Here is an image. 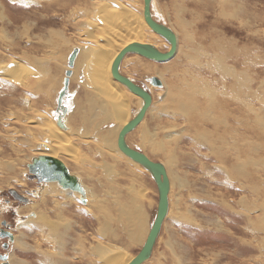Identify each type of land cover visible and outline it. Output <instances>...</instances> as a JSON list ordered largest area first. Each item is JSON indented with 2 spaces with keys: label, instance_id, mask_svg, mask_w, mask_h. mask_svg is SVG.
Masks as SVG:
<instances>
[{
  "label": "rangeland",
  "instance_id": "obj_1",
  "mask_svg": "<svg viewBox=\"0 0 264 264\" xmlns=\"http://www.w3.org/2000/svg\"><path fill=\"white\" fill-rule=\"evenodd\" d=\"M49 1L0 0V11L5 10L6 14L5 20H0V34L6 33L10 38H5L8 43L0 41V227L5 228L4 223H7L14 236L13 241L0 238V254L7 255L8 264H48L49 261L53 264H115L124 256L134 257L143 246L156 214L159 194L151 173L141 164H132L134 162L124 153L122 156L117 152L121 123L104 121L97 129L92 126L91 130L84 122L85 107L90 105L86 95L91 92L94 100L96 95L100 98L99 92L102 93L103 79L100 80L96 73L99 47L105 46L111 56L113 53L108 37L89 36L100 33L88 21H100V14L117 11L113 19L109 13L107 16L111 18L109 21L116 22L111 26L119 28L124 25V16L127 18L134 13L141 18L145 2L56 0L50 6ZM232 1L152 0L153 18L175 32L178 49L184 51L181 56L185 57L177 58V49L176 54L165 62L134 53L126 55L122 61L123 74L148 89L153 96V106L146 112L144 121L127 135V142L152 160L163 163L171 186L167 217L152 257L144 264H264V219L259 223V218H264V0ZM65 3L67 6H62ZM178 20L189 23L182 27L184 32L174 25L179 24ZM56 28L60 38L53 36L47 41L49 30ZM157 34L167 42L166 46L158 48L168 51L171 42ZM200 43L206 48L194 49ZM217 43L229 49L226 64L234 71L224 74V79L219 72H213L210 64L212 55L208 50L214 47L215 51ZM90 46L97 49V53L94 51L93 56L86 59L89 62L84 59L85 66L82 57H86L81 54ZM75 48L79 53L71 68L68 57ZM172 63L176 75H165L173 84L177 83L173 87L165 84L166 81L157 74L160 71L150 72L148 68L162 69ZM69 68L73 75L69 77V95L63 99L69 107L65 117L67 128L63 129L57 123L56 108ZM102 69L107 75L109 67L105 64ZM45 75L48 81L38 83ZM235 75L245 77L246 85L241 86L246 87L244 94L236 92L240 86H235ZM151 77H158L162 86L152 85ZM200 81L211 86L207 92H212L210 102L216 107L208 105L207 92L203 95L193 90L202 84ZM35 82L40 92L32 91L31 87L37 85ZM124 87L130 94L127 93L129 98H126L129 108L125 106V110L131 119L143 100L125 84ZM182 94L187 100H182ZM97 102L99 105L102 100ZM185 102L190 106L193 102L196 110L186 107L184 113ZM240 102L249 107L251 116L244 112L247 110L243 105L242 111L239 110ZM30 104L33 108L28 107ZM122 106L115 104V108L124 114ZM75 110L80 114L76 115ZM44 119L51 120L56 130L65 132V136L73 140V147L78 149L77 156L82 161L79 166L73 163L76 159L71 157L72 153L69 157L64 152L56 156L84 181L87 203L80 200V195L79 198L73 195L67 201V193L55 195L50 192L49 184H40L30 178L27 164L33 157L48 152L49 141L41 132L48 126L43 125ZM191 121L196 124L192 126ZM114 128H117L116 135L111 147L107 148L100 133ZM158 139L166 146V157L160 155L162 150L159 152V148H155ZM108 152L115 155L121 163L119 166L116 162L117 166L111 164L114 160ZM241 156L252 163L247 164L246 169L252 176L234 181L231 177L233 166ZM259 163L263 166L256 171ZM125 172L134 173L133 182L127 180ZM255 181L259 185H254ZM251 186L263 189L262 194L261 190L255 194ZM12 190L29 201L17 200L11 195ZM131 198L134 200L130 204ZM127 201L130 208L143 207L140 218L130 221L135 222L133 224L127 222L129 212L123 213L119 207L121 203L128 208ZM33 212L36 216L28 217ZM60 212L63 219H60ZM44 219L51 220L52 228L41 226L40 221L44 222ZM57 222H60L58 230L63 229L58 237L53 229ZM140 223L143 225L139 226ZM134 227L142 228L141 237L132 235ZM100 228L104 229L103 233ZM3 242L8 243L7 248ZM3 262L0 260V264Z\"/></svg>",
  "mask_w": 264,
  "mask_h": 264
},
{
  "label": "bare ground",
  "instance_id": "obj_2",
  "mask_svg": "<svg viewBox=\"0 0 264 264\" xmlns=\"http://www.w3.org/2000/svg\"><path fill=\"white\" fill-rule=\"evenodd\" d=\"M36 1V0H35ZM55 1L56 0H51V1H49V3L48 4H50V6H52V5H54V3H55ZM232 1V0H231ZM233 2V1H232ZM231 3V2H230ZM67 4L68 3H65V4H63L62 6H64V5H66L67 6ZM215 5V4H214ZM213 5V6H214ZM49 6V7H50ZM235 7V6H234ZM237 8V7H236ZM76 10H80L79 8H76ZM121 10V9H120ZM173 10V9H172ZM180 10V9H179ZM178 10V13L179 14H181L182 12H180ZM5 10H3L2 12L0 11V20H1V22H3L4 20H5V15L6 14H4L5 12H4ZM106 11H108L107 9H106ZM122 11H123V9H122ZM125 11H127V10H125ZM168 11H170V10H168ZM167 11V12H168ZM184 11V10H183ZM116 12L117 11H109L108 13L110 14V17L113 19V17L115 16V14H116ZM119 13H120V11H118ZM166 12V13H167ZM102 13V12H101ZM108 13H103L102 15L100 14V18H99V20L100 21H95V20H93V19H90L88 22L89 23H91V25L94 27V29L96 28V29H98V32L100 33V34H98V35H96V34H91V35H89V36H91V37H97V38H101V37H108L107 38V41L109 42V44L108 45H110L111 46V48H112V51H113V53H112V56H111V53H110V51H106L107 49H106V47L105 46H101V47H99V55H98V64L96 65L97 66V76L100 78V80L101 79H103V82H102V88L100 89L101 91H102V93L101 92H99L100 94H101V96L99 95V97L100 98H97L98 96L96 95V98L93 100V98H92V95H91V92H89L88 93V95H86L88 98L86 99L87 101H88V103H90V105L88 106V107H85L86 108V110H85V114H83V118H84V122L86 123V125H87V127H89V128H91L92 126H93V128L94 129H97L98 127H99V125H100V123L101 122H104V121H107V122H109V123H111L110 121H115V122H118V124H120L121 123V125H122V127H121V129L123 128V126H125L128 122H129V118L130 117H128V112L125 110V106H126V109H127V107L129 108V102L128 101H126V98L128 97L127 96V93L129 94V92L127 91V90H125V87H124V84L123 83H121L120 81H118V80H116L115 79V77L113 76V74H112V66H113V63H114V61H115V59L117 58V56L122 52V50H124L128 45H130V44H132V43H135V42H139V43H143V44H152V45H154V46H156L157 48L159 47V48H161V46H166L167 45V42L161 37V36H159L156 32H155V30H153L152 29V27L147 23V21H146V19H145V14L140 18H137L136 17V15H133L134 13H133V11L131 12V13H133V14H130L127 18L124 16V18H125V21H123L124 22V25L123 26H121V24H120V26L121 27H119V28H114V27H112L111 25L113 24V22H114V20L113 21H109V19L111 20V18H109L108 16H107V14ZM125 13V12H124ZM151 13H152V11H151ZM171 13V12H170ZM125 14H129V13H125ZM124 14V15H125ZM137 14V13H136ZM169 13H167V15H168ZM176 14V13H175ZM17 15V14H16ZM19 15V14H18ZM117 15V14H116ZM120 15V14H119ZM194 15V14H193ZM17 17V16H16ZM123 17V16H122ZM121 17V19H123ZM152 17H153V13H152ZM235 17V16H234ZM116 18H120L119 16H117ZM115 19V18H114ZM154 19V18H153ZM182 19H183V17H182ZM108 20V21H107ZM116 20V19H115ZM176 20V19H175ZM243 20V19H242ZM185 21H187V20H185ZM17 22V21H16ZM158 22V21H157ZM178 22H179V20H178ZM114 23H116V22H114ZM160 23V22H159ZM182 23V24H181ZM181 23L179 22V24L177 23V24H174L175 26H180L181 28V30L183 31L184 30V28H182V27H186V25H188L189 23H187V22H182V20H181ZM246 23H247V21H246ZM250 23V22H249ZM162 24V23H161ZM162 25H164V24H162ZM54 26V25H53ZM118 25H116V27H117ZM95 29V30H96ZM184 32V31H183ZM60 33V31L56 28V29H51V31L49 30V36H50V38H46L47 39V41L49 40V39H52L53 38V36H55V37H58V34ZM175 33V32H174ZM89 34V33H88ZM160 34V33H159ZM186 35H188V33H185ZM42 35V34H41ZM40 35V36H41ZM162 35V34H161ZM176 35V34H175ZM39 36V37H40ZM48 36V35H47ZM162 36H164V35H162ZM44 37V36H43ZM165 37V36H164ZM176 37H177V35H176ZM5 38H8V35L5 33V35L3 36L2 34H0V41L1 42H5V43H8L7 41H6V39ZM58 38H60V37H58ZM188 38H189V35H188ZM9 40H10V38H8ZM41 39V38H40ZM104 39H106V38H104ZM106 42V41H105ZM221 42V41H220ZM4 43V44H5ZM219 43V42H218ZM216 44V47H215V51H213L214 50V47H212V51L211 50H208L209 51V53H210V55H212V57H211V63L210 64H212L211 65V67H212V70H213V72H219L220 73V75L223 77V79H224V74L225 75H227L228 73H230L231 74V72L233 71V69L231 68V67H229L226 63V58L228 57H226V55H227V51L229 50V49H227V48H224V47H222L221 45H219V44ZM211 44V43H210ZM214 46V45H213ZM225 46V45H224ZM228 46V45H227ZM178 47H179V45H178V38H177V49H178ZM158 48V49H159ZM203 48H206L205 46H202V44L200 43L199 45H198V47H194V49H203ZM79 50V49H78ZM97 49H95L94 47H92V46H90V48L89 49H87L85 52H82V54H81V57H82V55L83 56H85L86 58H84V57H82V59L84 60H86L89 56L90 57H92L93 56V53H94V51L97 53V51H96ZM160 50V49H159ZM81 52V51H80ZM182 52H184V51H181L180 50V48L178 49V55H177V58H179L180 56H181V54H182ZM78 53H79V51H78ZM201 54H203L202 52H200ZM204 53H206V52H204ZM71 55V54H70ZM78 55V54H77ZM189 55V54H188ZM182 56H184V55H182ZM181 56V57H182ZM25 57H26V55H25ZM28 57V56H27ZM70 57V56H69ZM68 57V58H69ZM185 57V56H184ZM188 57V56H187ZM76 59H77V57H76ZM75 59V60H76ZM180 59V58H179ZM178 59V60H179ZM190 59V58H189ZM83 60L82 61H80L79 62V64H81L82 65V62H83ZM85 60H84V64L83 65H85L86 66V63H85ZM191 60V59H190ZM86 61H88V60H86ZM90 61V60H89ZM88 61V62H89ZM97 61V60H96ZM68 62H69V59H68ZM11 63H14V62H11ZM18 64V63H17ZM96 63H94V65H95ZM107 65L108 67H109V72H108V74L105 76L104 75V72H103V69H102V66L103 65ZM136 64V63H135ZM174 64H175V61H174ZM204 65V64H203ZM2 66V65H1ZM74 66V65H73ZM85 66H84V68H85ZM134 66H136V65H134ZM210 67V66H209ZM210 67V68H211ZM72 68V67H71ZM78 68V67H77ZM87 68V67H86ZM132 68H133V66H132ZM149 68V71L150 72H155V73H157V71H160V73H157L158 75H160V76H162L161 78L164 80V81H166L165 82V84H168L169 83V85L171 86V87H173L174 85H176L177 83H175V84H173L171 81H170V79L169 78H167V76L165 75V74H167V73H171L172 75L174 74V75H176V73H175V71L173 70L174 68H173V63L171 64V65H165L162 69H159V68H156V67H153V66H150V67H148ZM209 68V69H210ZM91 69V68H90ZM94 69V68H93ZM102 69V70H101ZM13 70V69H12ZM132 70H134V69H132ZM146 71V70H145ZM14 72V71H13ZM29 72V71H28ZM31 72V71H30ZM29 72V73H30ZM106 72V71H105ZM134 72H136V71H134ZM177 72V71H176ZM178 72H179V70H178ZM199 72V71H198ZM234 72V71H233ZM25 73V72H24ZM9 74H11V76L14 78V79H17L16 78V75L15 74H12L11 72L9 73ZM8 74V75H9ZM30 74H32V73H30ZM94 74V73H93ZM198 74V73H197ZM200 74V73H199ZM204 74V73H203ZM73 75V74H72ZM112 75V76H111ZM217 75V74H216ZM233 75H234V73H233ZM7 76V75H6ZM46 77L45 78H42V79H40L41 81H39L38 80V83H42V80H46V81H48V78H47V75H45ZM171 76V75H170ZM220 76V77H221ZM93 77H94V75H93ZM108 77V78H107ZM173 77V76H172ZM218 77V76H217ZM235 77L236 78H234V82H235V86L237 87V85L238 86H240L239 88H236V92H240V93H243V90H245L244 88H246V87H241V86H243V85H246V81H244L243 79L245 78L244 76V78L243 77H239V75H235ZM195 78V77H194ZM197 78H198V76H197ZM197 78H195V80L197 79ZM208 78V77H207ZM216 78V77H215ZM202 79V78H201ZM201 79H199V80H201ZM97 80L98 79H96V82H97ZM194 80V81H195ZM198 80V79H197ZM210 80V79H209ZM217 80V79H216ZM216 80H215V82H216ZM83 81V80H82ZM89 81V80H88ZM176 81V80H175ZM180 81V80H179ZM221 81H222V79H221ZM248 81V80H247ZM85 82V81H84ZM196 82V81H195ZM195 82H193V84H195ZM201 82V81H200ZM203 83H205V81H202ZM201 82V83H202ZM223 82H224V80H223ZM35 83H37V82H35ZM38 83H37V85H35V86H33V87H31L32 88V91H34V89L36 90V91H38V92H40L41 91V89H39L38 90ZM91 83H93V81H91ZM192 83V82H191ZM190 83V84H191ZM198 84V86H196V87H194L195 89H193V90H195V91H198V93L200 92L201 94H205L206 92H207V90H209V88H211V86H208V83L207 84ZM55 84V83H54ZM183 84H185V83H183ZM189 84V85H190ZM51 85V84H50ZM53 85V84H52ZM83 85V84H82ZM210 85V84H209ZM214 85V84H213ZM225 85V84H224ZM227 85V84H226ZM229 85V84H228ZM223 86V85H222ZM100 87V86H99ZM124 87V88H123ZM191 87V86H190ZM198 87V88H197ZM206 87H208V89H205ZM233 87V86H232ZM93 88V87H92ZM97 88V87H96ZM122 90H121V89ZM178 88H179V86H178ZM178 88H177V90H178ZM226 88V87H225ZM90 89V88H89ZM63 90V88L60 90V92ZM174 90H176V88L174 89ZM234 90V89H233ZM235 91V90H234ZM60 92H59V95H60ZM229 92V91H228ZM85 93V92H84ZM208 93V95L210 96V98H209V96H207V98H209V99H207L206 98V100H209L208 102H210V99H211V97H213L212 95H211V93L212 92H207ZM244 94V93H243ZM68 95H69V89H68ZM68 95H66L65 97H67ZM84 95V94H83ZM130 95V94H129ZM183 95V94H182ZM214 95V94H213ZM241 96V95H240ZM258 96V95H257ZM64 97V98H65ZM172 97V96H171ZM171 97H169V98H171ZM179 97H181V96H179ZM183 98H182V100L184 101V100H187V99H184L185 98V95H183L182 96ZM192 97V96H191ZM204 97H206V96H204ZM233 97V96H232ZM239 97V96H238ZM242 97H244V96H242ZM59 98V97H58ZM129 98V97H128ZM137 98V97H136ZM140 98V97H139ZM174 98H175V95H174ZM178 98V97H177ZM98 99H101L102 100V102H100V104L98 105V103L99 102H97V100ZM258 99H259V96H258ZM52 101V100H51ZM181 101V100H180ZM199 102V101H198ZM224 102V101H223ZM66 103V102H65ZM65 103H63V100H62V105H64V106H66L67 108H68V110H69V107H68V105H67V103L65 104ZM118 103H120V104H123V110H124V114H123V112L120 110V109H118V108H115V104L117 105ZM235 103H237V102H235ZM242 103V104H241ZM57 104H58V101H57ZM142 104V103H141ZM181 105V104H180ZM208 105H210V106H215V105H212V103L210 102ZM238 105V104H237ZM240 108H239V110L240 111H242V105L244 106V108L247 110V111H244V112H248V111H250L249 110V107L248 108H246V106L243 104V102H240ZM32 106V104H30L28 107L29 108H33V107H31ZM35 106V105H34ZM153 106V104L151 105V106H149L148 107V109H147V111L146 112H149V110H150V108ZM183 106V105H182ZM247 106H248V104H247ZM253 106V105H252ZM58 107V106H57ZM112 107H114V109H112ZM131 107V106H130ZM140 107V106H139ZM186 107H190L189 108V110H196L195 108H196V106H193V102H192V106H190V105H187V102H185L184 103V110H185V112L184 113H186L187 112V108ZM195 107V108H194ZM205 107V106H204ZM216 107V106H215ZM36 108V107H35ZM116 109H118V110H116ZM140 109V108H139ZM138 109V110H139ZM182 109V108H181ZM217 109V108H216ZM34 110H36V109H34ZM68 110H67V112H68ZM163 110V109H162ZM188 110V111H189ZM56 111H57V108H56ZM76 111V110H75ZM183 111V110H182ZM253 111V110H252ZM161 112V111H160ZM257 113V112H256ZM40 114V113H39ZM67 114V113H66ZM66 114L63 116V120H62V123H64L65 124V126L67 127V125H66V120H65V117H66ZM76 115L77 114H80L79 113V111H76V113H75ZM147 114V113H146ZM248 114H250V116H251V113L250 112H248ZM59 115H60V113H58L57 112V115H56V119H57V123H58V117H59ZM75 115V116H76ZM73 117H74V115H72ZM187 116V115H186ZM39 117H40V115H39ZM72 117V118H73ZM206 116H202V118H205ZM214 117V116H213ZM255 117H256V119L258 120V116L257 115H255ZM76 118V117H75ZM75 118H73V119H75ZM187 118H188V116H187ZM49 119V118H48ZM207 119V117L204 119V120H206ZM121 120H122V122H121ZM210 120V119H209ZM260 120V119H259ZM144 121V119L141 121V123ZM43 125L45 124H47L48 126L45 128L44 127V129L43 130H41V132H43L44 133V135H45V138H47L48 139V141H49V144L46 146V151H48V152H44L43 154H41V155H47V156H51V157H54V158H58L56 155H58L60 152H64L65 154H67L68 156L67 157H69V153H72V155H71V157L72 158H74V159H76V160H74V162L73 163H76L78 166H79V163L80 162H82L81 161V158L79 157V156H77L78 154V149L75 147H73V143L74 142H72L73 140H70L69 138H68V136H65V132L63 133H61L59 130H56L55 129V126H54V123L51 121V120H47V119H44L43 121ZM69 122V121H68ZM214 122H215V125H216V122H217V118H216V116H215V118H214ZM141 123H139V124H141ZM220 123H222L221 121H220ZM257 124H259V122H256ZM260 123H261V120H260ZM35 124V123H34ZM155 124V123H154ZM191 124H192V126L193 125H195L196 124V122L195 121H191ZM259 125H261V124H259ZM71 126V125H70ZM116 126H118V125H116ZM138 126V125H137ZM136 126V127H137ZM72 127V126H71ZM86 127V128H87ZM118 128V127H117ZM117 128H114V129H109L108 131H105V132H101L100 133V136L103 138V142H104V144L107 146V148H108V146H110L111 147V142L114 140V138H113V136L114 135H116L115 134V132L117 131ZM64 129V128H63ZM66 129V128H65ZM88 129V128H87ZM89 130V129H88ZM91 130H92V128H91ZM98 131V130H97ZM120 132V131H119ZM67 133V132H66ZM130 133V132H129ZM128 133V134H129ZM38 134H40V132L38 133ZM74 134V133H73ZM119 134V133H118ZM148 134V133H147ZM182 134V133H181ZM236 134V133H235ZM235 134H234V136H235ZM148 136V135H147ZM63 137V138H62ZM87 137V136H86ZM182 137V136H181ZM60 138H62L61 139V141H60ZM79 138V137H78ZM89 138V137H88ZM113 138V139H112ZM77 139V138H76ZM118 139V138H117ZM193 139V138H192ZM159 140V139H158ZM196 140V139H195ZM205 140V139H204ZM96 141V140H95ZM98 141V140H97ZM151 141V140H150ZM163 141V140H162ZM46 142V141H45ZM61 143L60 145L58 144V145H56L57 143ZM147 143H148V141H146ZM153 144H154V142H152ZM103 144V143H102ZM247 145H248V141H247ZM38 146V145H37ZM40 146H41V144H40ZM77 146V145H76ZM99 146V145H98ZM60 147V148H59ZM264 147V146H263ZM74 148V150H72ZM103 148V147H102ZM155 148L157 149V148H159V152H161V150H162V152H161V154L160 155H163L164 157H166V146H164V143H162L160 140H159V142H158V144H155ZM259 148H262V146H260L259 145ZM77 149V150H76ZM253 149V148H252ZM42 150V149H41ZM104 151V149L102 150V152ZM117 152L118 153H120L122 156L124 155L123 154V152L122 151H118L117 150ZM112 153V152H111ZM110 152H108V155H110L112 158H113V163H111L113 166H117V164H118V166H119V164H121L118 160H117V158L115 157V155H112ZM154 154H155V152H154ZM158 154V153H157ZM126 155V154H125ZM38 156V155H37ZM127 156V155H126ZM36 157V156H35ZM129 157V156H128ZM130 158V157H129ZM59 159V158H58ZM134 163H132V164H140V163H138V162H136V161H134L132 158H130ZM69 160V159H68ZM67 160V161H68ZM73 160V159H72ZM77 160H79V161H77ZM128 160V159H127ZM171 160V158H169V161ZM110 162V161H109ZM114 162H116V163H114ZM65 163V162H64ZM252 164L251 162H246V159L243 157V156H241L238 160H237V163L233 166V172H232V174H231V177L233 178V180L234 181H238V180H242V179H244V178H248V177H251L252 175L249 173V171H246V169H247V164ZM131 164V165H132ZM260 164V166H259V168L257 169L256 168V171L257 170H259L263 165H261L262 163H259ZM82 165H83V163H82ZM256 165H258V164H256ZM112 166V167H113ZM126 168H127V165L125 164L124 165ZM129 166V165H128ZM136 167H137V165H135ZM138 168V167H137ZM238 168H239V170H238ZM139 169V168H138ZM70 170V169H69ZM130 170V169H129ZM137 170V169H136ZM140 170V169H139ZM148 170V169H147ZM226 170V169H225ZM110 171V170H109ZM127 171V170H126ZM138 171V170H137ZM167 171V170H166ZM255 171V172H256ZM71 172V171H70ZM254 172V171H253ZM126 173V175H125V177H127V180H131L132 182H133V180L135 179L132 175H134V173H127V172H125ZM138 173V172H137ZM72 174H74V173H72ZM140 174V173H139ZM167 174H168V172H167ZM76 175V174H75ZM254 175L256 176V174L254 173ZM78 176V175H77ZM261 176V178H262V176L263 175H260ZM79 177V176H78ZM254 177V176H253ZM79 179H80V181H81V183L83 184V182H82V180H81V178L79 177ZM137 183H138V181H137ZM252 183V182H251ZM47 184H49V186H48V188H49V190H50V192H53V194H55L56 195V193H62V194H65V193H67V195H66V199H67V201L70 199V197H72L73 195H74V197L75 198H79V195H80V193L78 194V192H76V191H74V190H71V189H62V188H59L60 186L58 185V183L57 182H51V183H47ZM140 184V183H139ZM254 185H259V183L257 182V181H255L254 182ZM263 185V184H262ZM86 185H84V187H85ZM118 186V185H117ZM248 186V185H247ZM249 187V186H248ZM251 187H254V186H251ZM262 187H264V185L262 186ZM145 188V187H144ZM85 189H86V187H85ZM113 189V188H112ZM264 189V188H263ZM262 189V190H263ZM261 190V188H255L254 187V189H253V191H255L254 193L255 194H257V192H259ZM262 190H261V194H262ZM45 191H47L48 192V190H47V188H46V190ZM86 191H87V189H86ZM73 192H74V194H73ZM264 192V191H263ZM260 194V193H259ZM263 195H264V193H263ZM262 195V196H263ZM87 196V195H86ZM140 196V195H139ZM144 196H145V194H144ZM257 196V195H256ZM259 196V195H258ZM261 196V195H260ZM57 197V196H56ZM80 197H81V195H80ZM45 197H43V199H44ZM144 198V197H143ZM142 198V199H143ZM101 199V198H100ZM132 199V200H131ZM129 201H130V204L132 203V201L134 200L133 198H131ZM139 199H140V197H139ZM145 199V198H144ZM143 199V200H144ZM59 201V200H58ZM104 201V200H103ZM110 202V201H109ZM55 203V202H54ZM34 204V203H33ZM38 204V203H37ZM130 204H129V202L127 201V205H128V208H126L125 206H124V204H121V203H119V207H121L122 208V210H123V213H127V212H129V214H128V218L129 219H127V222L128 223H130V221L131 220H134V219H139L140 217H139V214H141L142 215V206H139V205H137L138 206V208L139 209H135L134 207L135 206H133V207H131L130 208ZM144 204H146V202L144 203ZM144 204H143V206H144ZM32 205V204H31ZM110 205V204H109ZM133 205H134V203H133ZM37 207V206H36ZM59 208H60V206H58ZM124 207V208H123ZM145 207V206H144ZM54 208V207H53ZM104 208H106L105 206H104ZM108 208V207H107ZM32 209H33V206H32ZM111 209V208H110ZM47 211V210H46ZM61 211H63V209H62V205H61ZM102 212H103V210H102ZM38 214V213H37ZM45 214L46 215H48L47 214V212H45ZM59 215H60V219H63V216H62V214H61V212L59 213ZM59 217V216H58ZM106 217V216H105ZM108 218V217H107ZM106 218V219H107ZM59 219V218H58ZM109 219V218H108ZM260 220H259V223L261 222V219H264V218H259ZM57 221H59V220H57ZM125 222V221H124ZM40 223H41V226L43 227H51L52 228V225H51V220H49V221H45V219H44V222H42V221H40ZM133 223H135V222H131L130 224H133ZM139 223V222H138ZM59 224H60V222H57V224H55L54 226H56V227H54L53 226V229H54V231H55V234H56V236L58 237L61 233H62V231H63V229L60 227V230H58V226H59ZM124 224H126V223H124ZM255 224V223H254ZM127 225V224H126ZM129 225V224H128ZM141 225H143L142 223H140L139 224V226H141ZM138 226V227H139ZM130 227V226H129ZM138 227H134V229L135 230H133V228H132V235H135V234H137V236H139V237H141L142 235H143V231L140 229V228H138ZM104 229H105V227H104ZM103 229V230H104ZM112 229V228H111ZM114 229V228H113ZM99 230H101V228L99 229ZM103 230H101V232L103 231ZM141 232H142V234H141ZM51 233V232H50ZM103 233V232H102ZM53 234V233H52ZM113 236V235H112ZM138 238V237H137ZM59 241V240H58ZM57 256V255H56ZM53 257V256H52ZM135 257V256H134ZM134 257H127V256H124V257H122L120 260H118L115 264H129L132 260H133V258ZM56 258H58V257H56ZM54 260V259H53ZM52 260V261H53ZM51 261V262H52ZM47 262H48V260H47ZM57 262V261H56ZM55 262V263H56ZM48 264H53V263H50V261L48 262Z\"/></svg>",
  "mask_w": 264,
  "mask_h": 264
},
{
  "label": "water",
  "instance_id": "obj_3",
  "mask_svg": "<svg viewBox=\"0 0 264 264\" xmlns=\"http://www.w3.org/2000/svg\"><path fill=\"white\" fill-rule=\"evenodd\" d=\"M144 2V14L147 23L152 27L153 30L164 35L166 39L171 42V48L168 51L163 52L152 44L135 42L128 45L124 50H122V52L115 59L112 66V74L115 79L125 84L129 88V90H131L135 95L139 96L143 100L141 108L120 130L117 139V146L119 150L124 154L148 169L155 180L159 194L156 214L150 225L148 235L143 246L129 264H144L152 257L154 247L169 211V192L171 187L165 165L159 161L152 160L147 154L136 148H133L127 142L128 133L131 132L145 118L146 111L152 104L153 96L148 89L139 85L133 79L123 74V72L121 71V64L123 59L126 55L134 53L151 60L165 62L171 59L177 52V37L175 33L170 30V28L160 24L155 19H153L151 13L152 0H144ZM78 51V48H75L71 53L68 62L69 67H73ZM71 74L72 71L69 68L66 71L64 88L60 92L58 98L57 112L60 113L58 117V125L64 129L67 127L64 123H62V120L63 116L67 113L68 108L62 105V100L66 95H68L70 82L69 77ZM149 80L150 83L154 86H162V81L158 77H151ZM27 166L29 168L30 178L36 179L40 184L57 182L58 185L63 189H71L80 193V200L83 203H87V191L84 185L81 183L77 175L70 172L69 168L62 160L47 155H38L36 157H33L32 161L28 163ZM11 192L17 200H23L26 202V199L17 191L12 190ZM31 216H36V213H30L28 217ZM1 236L4 238H8L10 241L14 240V236L9 230L2 232ZM5 248L7 247L5 246ZM0 260H4L3 264H8L6 262V254H0Z\"/></svg>",
  "mask_w": 264,
  "mask_h": 264
},
{
  "label": "flooded vegetation",
  "instance_id": "obj_4",
  "mask_svg": "<svg viewBox=\"0 0 264 264\" xmlns=\"http://www.w3.org/2000/svg\"><path fill=\"white\" fill-rule=\"evenodd\" d=\"M34 189V188H33ZM31 191V190H30ZM29 191V192H30ZM11 195H12V192H11ZM21 195V194H20ZM13 196V195H12ZM21 196H23V195H21ZM14 197V196H13ZM25 199H26V202H28L29 200L27 199V197H25V196H23ZM19 201H23V200H19ZM4 226H6L5 228H2V227H0V238L2 237L1 236V234H2V232H4V231H7V230H9L8 229V227H9V225L6 223V224H4ZM8 226V227H7ZM6 239H8V238H6ZM9 240V239H8ZM4 243V246H6V247H8V243L7 242H3Z\"/></svg>",
  "mask_w": 264,
  "mask_h": 264
},
{
  "label": "crops",
  "instance_id": "obj_5",
  "mask_svg": "<svg viewBox=\"0 0 264 264\" xmlns=\"http://www.w3.org/2000/svg\"><path fill=\"white\" fill-rule=\"evenodd\" d=\"M73 104H74V103H73ZM72 107H73V105L70 106V108H72ZM72 109H73V108H72Z\"/></svg>",
  "mask_w": 264,
  "mask_h": 264
}]
</instances>
